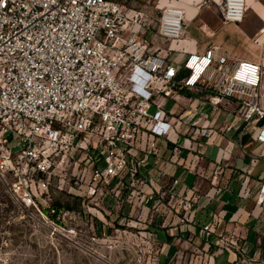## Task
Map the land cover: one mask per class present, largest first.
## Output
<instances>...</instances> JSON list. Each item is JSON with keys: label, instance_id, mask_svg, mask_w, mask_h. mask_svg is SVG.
Segmentation results:
<instances>
[{"label": "built area", "instance_id": "1", "mask_svg": "<svg viewBox=\"0 0 264 264\" xmlns=\"http://www.w3.org/2000/svg\"><path fill=\"white\" fill-rule=\"evenodd\" d=\"M247 2L222 0L223 22L242 23ZM159 7L164 50L151 45L153 19L137 0H0V180L16 205L49 221L54 235L85 245L101 221L127 206L138 221L145 210L149 223L158 215L193 221L196 197L176 193L179 177L167 182L171 161L160 154L163 140L175 144L174 154L182 151L179 118L173 121L165 104L186 90L205 93L198 105L210 106L206 116L234 106L241 122L259 129L264 159L263 61L216 43L203 51L178 48L185 9ZM174 52L187 56L177 62ZM58 191L87 208L56 204ZM260 192L262 202L264 183ZM204 230L210 237L211 226ZM217 243L240 251L223 236Z\"/></svg>", "mask_w": 264, "mask_h": 264}, {"label": "crops", "instance_id": "2", "mask_svg": "<svg viewBox=\"0 0 264 264\" xmlns=\"http://www.w3.org/2000/svg\"><path fill=\"white\" fill-rule=\"evenodd\" d=\"M221 2L156 0L159 8L172 4L185 9L187 31L178 48H186L189 52L203 51L216 43L239 58L262 60L264 63V0H248L247 16L239 24L223 22ZM186 56L185 53L174 52L170 58L178 62ZM204 97L205 93L191 90L176 97L180 110L174 114L173 121L179 118L178 143L183 146L182 151L174 154V143L167 140L160 143L161 156L171 161L165 167L170 174L167 182L173 178L172 175L178 176L176 193L196 197L193 221L182 224L178 223L177 217H170L167 222L173 219L172 228L156 229L155 224L161 219L158 215L154 223L147 225L154 234L165 233L167 254L174 249L178 252L177 242L182 241L181 237L189 236L201 247L199 252L202 256L210 259L209 264H219L220 258L222 264H234L243 252L264 255V197L259 202L264 183L262 145L257 139L259 129L241 122L234 106L222 107L206 116L211 112L210 106L198 105ZM197 106L198 109L194 110ZM202 127L210 131L206 137L198 133ZM186 138L190 139L187 145ZM247 190L249 195L245 194ZM146 211L144 213L148 217ZM207 224L211 226L210 237L204 230ZM176 231L181 237L175 235ZM221 236L237 243L240 251L220 246L217 241Z\"/></svg>", "mask_w": 264, "mask_h": 264}, {"label": "rangeland", "instance_id": "3", "mask_svg": "<svg viewBox=\"0 0 264 264\" xmlns=\"http://www.w3.org/2000/svg\"><path fill=\"white\" fill-rule=\"evenodd\" d=\"M137 6L147 9L152 16L155 30L151 45L164 50L168 42L156 34L155 19L160 15L156 0H137ZM165 110L176 114L180 110L179 101L168 99ZM54 201L77 210L87 208V203L84 205L66 191L55 192ZM32 211L16 205L0 180V264H209L210 261L199 252V244L189 236L182 238L179 231L175 234L182 239L176 244L178 252L174 249L167 254L165 233L154 234L145 228L149 223L147 213H141L138 221L128 214L129 206L118 217L99 220L102 227H96V239L85 245L52 234L49 221L32 215ZM161 219L155 224L156 229L172 228L173 219L170 223ZM222 263L220 258L219 264ZM234 264H264V255L243 252Z\"/></svg>", "mask_w": 264, "mask_h": 264}]
</instances>
